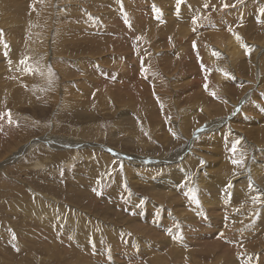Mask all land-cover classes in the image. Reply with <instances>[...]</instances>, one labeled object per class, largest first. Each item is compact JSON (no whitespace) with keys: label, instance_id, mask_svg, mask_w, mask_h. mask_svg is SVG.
Listing matches in <instances>:
<instances>
[{"label":"rangeland","instance_id":"rangeland-1","mask_svg":"<svg viewBox=\"0 0 264 264\" xmlns=\"http://www.w3.org/2000/svg\"><path fill=\"white\" fill-rule=\"evenodd\" d=\"M0 152V264H264V0H0Z\"/></svg>","mask_w":264,"mask_h":264},{"label":"snow or ice","instance_id":"snow-or-ice-1","mask_svg":"<svg viewBox=\"0 0 264 264\" xmlns=\"http://www.w3.org/2000/svg\"><path fill=\"white\" fill-rule=\"evenodd\" d=\"M227 5H225V7H226ZM235 150H236V147H235V145L233 146V152H235ZM233 163H239V161H236V160H233Z\"/></svg>","mask_w":264,"mask_h":264},{"label":"bare ground","instance_id":"bare-ground-1","mask_svg":"<svg viewBox=\"0 0 264 264\" xmlns=\"http://www.w3.org/2000/svg\"><path fill=\"white\" fill-rule=\"evenodd\" d=\"M232 54V53H231ZM228 55V54H227ZM1 153V152H0Z\"/></svg>","mask_w":264,"mask_h":264}]
</instances>
